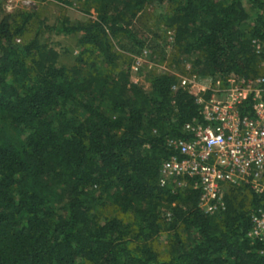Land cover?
<instances>
[{
	"label": "trees",
	"instance_id": "16d2710c",
	"mask_svg": "<svg viewBox=\"0 0 264 264\" xmlns=\"http://www.w3.org/2000/svg\"><path fill=\"white\" fill-rule=\"evenodd\" d=\"M54 1L90 16L47 26L77 38L70 64L25 38L34 9L0 13V264H264L251 235L264 193L230 186L226 210L209 214L200 189L160 184L168 139L203 120L181 76L264 75L252 43L264 0ZM151 4L165 8L173 60L191 68L153 70L146 88L132 67L154 46L133 24Z\"/></svg>",
	"mask_w": 264,
	"mask_h": 264
},
{
	"label": "built area",
	"instance_id": "2783aa9c",
	"mask_svg": "<svg viewBox=\"0 0 264 264\" xmlns=\"http://www.w3.org/2000/svg\"><path fill=\"white\" fill-rule=\"evenodd\" d=\"M252 43L264 55V40ZM143 61L136 58L134 72ZM180 85L195 95L203 120L185 124L189 138L168 139L175 154L163 162L160 184L200 189V205L209 214L226 210L230 186L264 193V75L181 76ZM252 221L251 235L264 238V207Z\"/></svg>",
	"mask_w": 264,
	"mask_h": 264
},
{
	"label": "rangeland",
	"instance_id": "374dc122",
	"mask_svg": "<svg viewBox=\"0 0 264 264\" xmlns=\"http://www.w3.org/2000/svg\"><path fill=\"white\" fill-rule=\"evenodd\" d=\"M21 8L34 9L37 18L35 19L31 31L26 35L29 40L38 34L42 41L47 42L55 48L60 54V62L70 64L74 55L78 52L76 44L77 38L71 35L56 34L49 30L47 26L58 23V19L63 15L69 16L74 20H83L90 17L83 14L75 6H66L54 0H0V13L6 14ZM165 8L156 4H151L144 11L140 12L134 20V30L141 35L149 38L150 44L154 46L149 52L145 63L139 71L132 73V80L149 88L148 75L153 70L165 71L170 70L183 74L191 68L189 57H178L181 59L179 63L173 60L172 45L170 42V32L167 31L163 21L162 14ZM92 17L95 16L92 10ZM22 39H19V41ZM185 74V73H184ZM185 241L187 237L184 238ZM154 244L163 257H167L170 253L169 239L167 233L160 234L154 241Z\"/></svg>",
	"mask_w": 264,
	"mask_h": 264
}]
</instances>
